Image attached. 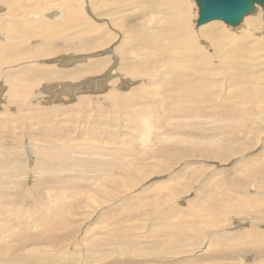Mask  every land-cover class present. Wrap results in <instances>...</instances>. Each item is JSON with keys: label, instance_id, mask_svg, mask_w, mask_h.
Listing matches in <instances>:
<instances>
[{"label": "rangeland", "instance_id": "1", "mask_svg": "<svg viewBox=\"0 0 264 264\" xmlns=\"http://www.w3.org/2000/svg\"><path fill=\"white\" fill-rule=\"evenodd\" d=\"M123 1L0 0V264H264L262 5L197 25L187 0L149 64L164 25Z\"/></svg>", "mask_w": 264, "mask_h": 264}, {"label": "bare ground", "instance_id": "2", "mask_svg": "<svg viewBox=\"0 0 264 264\" xmlns=\"http://www.w3.org/2000/svg\"><path fill=\"white\" fill-rule=\"evenodd\" d=\"M130 0H126V1H123L122 3H120L119 5H116L115 7L118 8L120 6H122L121 9H124V10H127V9H131V12H129V17H131L133 15V12H135L136 14L133 15V17L135 16H138L139 18H142L144 20V25L143 24H138L139 27H140V31L142 30V26L143 27H151V25L153 24V27H159L160 25H164L163 27L161 28H158V31L156 32V35L154 36L152 34V32H149L147 33V35L145 36H142L144 37V39L148 40V46L147 48L145 47L144 50L142 51L144 55V57H142V60L143 61H146V59L148 60V63L151 64L152 61H153V58L150 56V51L153 52V56H156L157 58H160V55H158V53H161L160 50H158L159 48H155L156 49V52H154L152 50L153 46H154V42L152 41H160L162 39V41L159 42V44H163V45H172L173 47L179 43L180 44V41L181 40H184L186 38H188V40H190L189 37H186L188 35L189 32H192L190 30V28L188 26H191V22H192V17H193V14L188 12L186 9L188 7V2L187 0H139L137 4H134L132 5L131 7H128L127 5H124L126 3H130L129 2ZM164 2H167L165 4L164 7H161V6H158L156 5L157 3L159 5L163 4ZM65 5V4H64ZM62 6V9H63V12L59 11V22H64V21H69V20H72L71 22H73V17L78 21L79 18H81V8L79 5L77 4H74L71 9H72V12L69 11V5H65V6ZM258 4L256 3V5L254 6H257ZM170 7L168 10H162L164 8H168ZM172 10L173 13H169V11ZM253 11H256V10H253ZM115 13V11H114ZM260 13V12H259ZM51 14V13H50ZM56 14V13H53L52 14V17L53 15ZM163 15V22H158L157 21V17L160 16V15ZM112 15V13L110 14ZM260 15V14H259ZM262 15V14H261ZM149 16V17H148ZM171 16V17H170ZM250 16V14H249ZM51 17V16H50ZM262 17V16H261ZM243 18H250V17H247L246 16H243ZM82 19V18H81ZM131 20H132V17H131ZM15 21V19H14ZM18 19L16 20L15 23H17ZM70 22V23H71ZM67 23V22H66ZM65 24V23H64ZM178 26H177V25ZM67 25V24H66ZM71 25V24H70ZM76 25H78V23H76ZM208 25V24H207ZM206 25V27H207ZM48 26L49 23H48ZM204 26V25H203ZM51 27V26H50ZM15 28V27H14ZM68 28V27H67ZM70 28V26H69ZM72 28V27H71ZM164 28V29H163ZM177 28V31L174 32V29ZM212 28V27H211ZM11 29V28H10ZM13 29V28H12ZM17 28L13 29V32L16 31ZM28 30H31V29H28ZM156 30V29H155ZM208 30V29H207ZM213 30V29H212ZM144 31H148L147 29H143L141 31V34L144 32ZM185 31V33L183 32ZM211 31V30H210ZM7 32V29L6 31ZM3 32V34L5 33ZM11 32V31H10ZM41 33V31H40ZM179 33V35L181 36L180 39H178L177 34ZM1 34V36L3 35ZM12 34V33H11ZM43 34V33H41ZM212 34V33H211ZM31 33L29 32H23L21 31L20 29H18L14 34H13V39L15 36H20V37H24V39H28L30 37ZM135 35V34H134ZM153 35V36H152ZM25 36H29V37H25ZM41 36V35H40ZM44 36V35H43ZM133 36V35H132ZM175 36V37H174ZM7 37V35H6ZM9 37V36H8ZM7 37V38H8ZM32 37V36H31ZM46 37V35H45ZM195 37V36H194ZM5 38V37H4ZM11 38V37H10ZM16 38V37H15ZM35 38V37H34ZM12 39V38H11ZM21 39V38H20ZM134 39V38H133ZM141 40V38H139ZM143 39V38H142ZM164 39H168V40H164ZM136 40V39H135ZM137 41V40H136ZM169 41H171V43H169ZM130 44L132 43L131 41H129ZM145 42V41H144ZM184 42V41H183ZM7 43H9L10 45H16V43H18V41H14V40H11V41H7ZM22 43V42H21ZM23 44V43H22ZM138 44V42H137ZM144 44V43H143ZM185 44V43H184ZM7 45V44H6ZM25 45V44H24ZM11 47V46H10ZM9 47V48H10ZM169 47V46H168ZM171 47V46H170ZM180 47V46H179ZM176 51V50H175ZM180 51V50H179ZM178 51V52H179ZM165 52V51H164ZM164 52L162 51V54H164ZM134 53V52H133ZM132 53V54H133ZM182 53V52H180ZM135 57V55H134ZM141 60V61H142ZM141 62L140 64H137L136 66L137 67H140V72H142L141 74H143L145 71H147V75L151 78L152 80V83L153 81L155 82V85H157V89L160 90V87L163 88V87H171L172 83H165V81H163V77L162 75L160 74V70H159V67H158V71L159 73H155L153 71H150V66L149 64L146 65L144 62ZM10 62V61H9ZM8 62V63H9ZM1 65V64H0ZM166 65V64H165ZM98 68V67H97ZM80 71H83L81 68H79ZM77 69L76 71L79 72ZM144 72H143V70ZM135 70V69H134ZM142 70V71H141ZM75 71V73H77ZM139 72V70H138ZM69 73V72H68ZM132 74V73H131ZM135 74V73H134ZM137 74V73H136ZM159 74H160V77H159ZM65 75V72L64 74L61 73V76ZM69 75V74H68ZM54 76V75H53ZM147 76V78H148ZM183 77V75H182ZM56 78V77H55ZM133 78V77H132ZM150 80V81H151ZM174 81V80H173ZM178 81V80H177ZM172 82V81H171ZM13 83V81H12ZM11 83V84H12ZM179 83V82H178ZM15 84V83H14ZM17 84V83H16ZM22 85V84H21ZM66 85V84H65ZM64 85V86H65ZM70 85V84H69ZM68 85V86H69ZM173 85H175L174 87H177L176 86V83H174ZM15 87V86H14ZM12 89V88H11ZM74 89V88H73ZM172 90V89H171ZM186 90V89H185ZM175 91V90H174ZM187 92V91H186ZM16 96L14 95L13 93V97ZM80 101V100H79ZM116 102V101H115ZM116 149V148H115ZM99 150V149H98ZM102 150V149H101ZM112 151V150H111ZM98 186V185H97ZM102 191V190H101ZM45 225V224H44ZM46 227V226H44ZM43 228V227H42ZM50 231V230H49ZM39 233V232H38ZM9 250H4V253L7 254ZM3 253V254H4ZM37 253V252H36ZM5 254V255H6ZM79 262V261H78Z\"/></svg>", "mask_w": 264, "mask_h": 264}, {"label": "water", "instance_id": "3", "mask_svg": "<svg viewBox=\"0 0 264 264\" xmlns=\"http://www.w3.org/2000/svg\"><path fill=\"white\" fill-rule=\"evenodd\" d=\"M196 2L199 7L197 25L221 20L235 26L244 15L252 11L256 3L262 5L264 9V0H196Z\"/></svg>", "mask_w": 264, "mask_h": 264}]
</instances>
